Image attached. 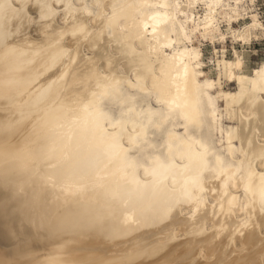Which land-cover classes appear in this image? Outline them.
<instances>
[{
	"label": "bare ground",
	"instance_id": "6f19581e",
	"mask_svg": "<svg viewBox=\"0 0 264 264\" xmlns=\"http://www.w3.org/2000/svg\"><path fill=\"white\" fill-rule=\"evenodd\" d=\"M196 1L63 0L65 12L48 0L30 21L20 9L35 0H0V264H264V61L249 75L220 50L217 80H201L200 60L180 55ZM198 1L215 46L219 16L235 21L241 1Z\"/></svg>",
	"mask_w": 264,
	"mask_h": 264
},
{
	"label": "rangeland",
	"instance_id": "374dc122",
	"mask_svg": "<svg viewBox=\"0 0 264 264\" xmlns=\"http://www.w3.org/2000/svg\"><path fill=\"white\" fill-rule=\"evenodd\" d=\"M234 1L235 0H224V3L226 2V4H228L229 2L230 7H231L233 6ZM240 1H241L240 2L241 4L239 5L238 12L242 13V16L239 21L237 20L231 21L232 19L231 10H224L221 14L222 16H219L220 28L223 29L225 39L223 41L215 42V46L209 40L208 35L202 36V33L204 32V30L199 27V18L203 14L204 5L201 4L200 1L198 0L196 1L195 23L193 22L188 23V27L189 28L191 27L199 28L198 34H193L192 36V40L194 41V43L190 44V47H193L194 49L198 50V52L201 55L200 70L202 71V73L204 72V74H202L203 78L201 77V80H204L205 78H210V79L213 78L215 81L217 80L218 70L216 66V59L218 56H221L220 50H223V54H224L225 49L228 50L229 56L227 59L232 60L234 59L235 55H237L243 62H245V70L243 72L247 74L249 70L252 71L253 67L258 66L261 62L264 61V41H262L261 39L251 40L247 44L241 43V47L236 49L240 52L233 54V47H234L233 38L229 32V30L233 28L232 25H235L236 26L235 28H242L245 25L244 17H243L244 12H249L248 14H251L252 12L256 13L258 15L259 20H261L260 17L264 16V0H252V1L251 0H240ZM250 22L251 20L248 17V23ZM189 31L190 29H185V32L189 33ZM245 48L247 49L246 51L244 50ZM216 50H219V52L216 53L215 52ZM222 85L225 91H231V92L236 91V85L234 81H230V82L223 81ZM209 91L213 96L214 93H216L217 91V84L215 85V88L214 87L210 88ZM215 104L217 105L219 109H223V105H224L223 101H218V102L215 101ZM230 124H233V123L231 121H228V119L225 118L224 116L223 125L226 126Z\"/></svg>",
	"mask_w": 264,
	"mask_h": 264
},
{
	"label": "snow or ice",
	"instance_id": "6c2138e0",
	"mask_svg": "<svg viewBox=\"0 0 264 264\" xmlns=\"http://www.w3.org/2000/svg\"><path fill=\"white\" fill-rule=\"evenodd\" d=\"M3 5H0V7H2ZM56 6L58 8H63V10L65 12H70L71 9L74 8V5L71 4V3H63V0H56ZM210 6V5H209ZM52 7L53 5H51L48 0H35V4H32V3H26L25 6L23 8L20 9V12H22L25 16V18L29 19L30 21L36 16V9L39 8L41 10V15H40V18L41 19H44V10L47 9L49 12H51L52 10ZM117 7V5H113V8ZM151 7H159V8H169L170 5L169 4H164V5H153ZM175 7L179 10L182 5H180L179 3H177L175 5ZM190 7H194V5H190ZM77 11H79L80 13H82L84 16L86 17H91L94 13L90 10V7L89 5L87 4H84L80 9H78ZM71 15V18L73 20H75V13H70ZM177 16L179 17H184L186 16V13H181L180 11L177 12ZM243 17H244V24L249 27V28H264V24H257L255 21H256V17L253 16L251 19L253 21L252 24H249L248 23V13L247 12H244L243 13ZM235 18L237 21H239L241 19V16H237V17H233ZM115 16L113 17V20H115ZM155 23H160V18L159 17H153L152 18ZM261 21H264V16L260 17ZM193 21H195V17L193 18ZM183 26L185 29H190L191 31V34H198L199 32V28L196 27V28H189L188 27V23L186 20H184L183 22ZM173 27L175 28V23L173 24ZM233 28H235L236 26L235 25H232ZM145 28H147V25H145ZM105 30L106 31H111L112 30V22L110 21L109 24H107L105 26ZM156 29L155 27H153V32L155 33ZM221 31H223V29H221ZM231 31V29L229 30ZM232 36L234 37L233 39V54L234 53H237V52H240L238 50H236L237 48L241 47V40L243 39L242 36H237L235 33H231ZM71 35L74 36V37H79V36H84L85 40L88 41L91 39V34L88 32V25L87 24H76L74 23L73 25V28H72V31H71ZM207 38V37H205ZM225 39V36H220V40H224ZM260 39L262 41H264V36H261ZM183 42L185 44V51L180 53L181 56H185L187 55L190 59L191 62H194V65L195 67H199V60L201 59V55L200 53L198 52V50L196 49H189V45L194 43V41L192 39H190V34L188 32H185V36H184V39H183ZM244 43L247 44L248 41L247 40H244ZM177 47V43L172 41V42H169L167 45H162L160 47V51H163L165 49L167 50H172V49H175ZM245 51L247 50L246 48L244 49ZM224 54H225V57L226 59L228 58L229 56V53H228V50L225 49L224 50ZM235 65V66H234ZM234 65L233 64H227V67H230L232 68L233 71L236 70V68L240 69L241 72H243L245 70V62H243L242 64L239 62V59H237L235 62H234ZM186 72H187V68L185 69ZM249 75H251V71L249 70L248 72ZM257 76L260 78V81L261 82H264V67H261L258 69V72H257ZM203 78V76H201ZM232 79L234 80L235 77H232ZM212 85H209V87H211ZM187 118V117H186ZM229 142L231 143V137H230V140ZM201 146L204 148V151L205 153H207V149H208V146L206 144H203L201 142ZM262 155H264V153H262ZM202 163H205L204 161H202ZM217 163H218V170L222 171L223 170V162L221 160L220 157H217ZM222 175H216V179H220ZM231 180V178H229L228 180H225V183L224 185L222 186L223 189L225 190V195L224 197L226 198L228 196V186H229V181ZM246 191H249V190H252V186L251 184H249L248 186H246L245 188ZM203 191V189H202ZM217 191L216 188H213L212 189V192L215 194ZM255 196H256V199L259 203V206H260V210L262 213H264V176H261L260 177V181H259V184L258 186L255 187ZM185 198L187 199L188 197L185 196ZM235 197L232 198L231 201H229V204L231 205L233 203V201H235Z\"/></svg>",
	"mask_w": 264,
	"mask_h": 264
}]
</instances>
